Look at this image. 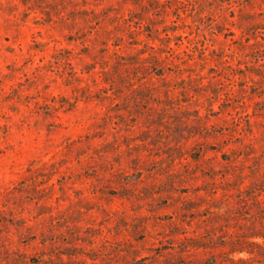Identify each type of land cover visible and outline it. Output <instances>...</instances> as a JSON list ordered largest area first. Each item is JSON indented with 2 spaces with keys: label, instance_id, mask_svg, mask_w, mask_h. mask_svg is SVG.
I'll list each match as a JSON object with an SVG mask.
<instances>
[{
  "label": "rangeland",
  "instance_id": "1",
  "mask_svg": "<svg viewBox=\"0 0 264 264\" xmlns=\"http://www.w3.org/2000/svg\"><path fill=\"white\" fill-rule=\"evenodd\" d=\"M0 264H264V0H0Z\"/></svg>",
  "mask_w": 264,
  "mask_h": 264
}]
</instances>
